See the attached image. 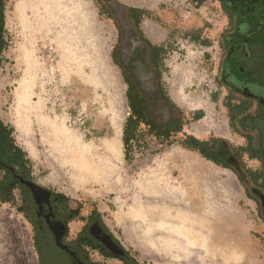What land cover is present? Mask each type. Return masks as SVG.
I'll return each mask as SVG.
<instances>
[{"label":"rangeland","instance_id":"374dc122","mask_svg":"<svg viewBox=\"0 0 264 264\" xmlns=\"http://www.w3.org/2000/svg\"><path fill=\"white\" fill-rule=\"evenodd\" d=\"M121 1L149 10V16L145 17L141 24L149 39L164 47L165 66L161 69L162 79L175 93L181 95L184 101L186 100L189 107L202 105L200 110L204 116L199 120L206 119L211 122L209 127H201V121L197 120L190 130L197 135L206 136L210 131L216 132V129L228 127L224 114L226 107L222 102L224 93L223 89H220L217 72L223 53L219 45L220 40L225 37L223 31L230 29L232 24H227L228 15L220 1L198 0L199 4L195 3L196 0ZM22 2L23 0H5L6 46L0 63V120L13 129L16 141L19 140L20 134L34 136L36 160L34 164L29 160V165L31 174L36 172L37 176H34L39 177L50 171V165L58 157L55 153L66 156V151L69 150L68 140L74 137V149L78 152L91 148L103 141V138H99L100 135L107 130L111 133L110 130H114L113 125L121 120L122 115H116L114 112L115 97L121 96L124 91L119 72L111 61V51H114L116 46L122 65L135 75L141 88L151 95H155L157 88L155 71L147 65L149 62L143 59L146 44L140 39L131 20L122 16L120 7L114 2L107 0L110 8L117 10L118 25L122 29H71L74 10L70 8L72 4L69 6L65 0H41L28 10L24 18L18 10ZM98 3L95 2L94 5L90 2L92 9H95ZM36 6L41 7L38 10ZM53 13L59 27L63 19V29H54L53 25L51 27ZM102 14L104 17L103 11ZM28 19L34 21L32 28L26 25ZM75 23L80 26L79 21ZM251 31L252 34L246 37L248 43L262 44L264 29ZM28 63H31V66ZM175 71L180 73L179 78H175ZM154 112L162 119H167L169 114L167 106L160 102L154 106ZM56 124L58 126H55ZM43 126H47L46 129L54 126L55 134H58L55 135V140L52 139L50 146L44 145L43 131L46 129ZM227 136L235 145L247 143L245 139L236 137L231 132H228ZM179 138L178 134L174 135L171 142ZM171 142L149 133L146 126L142 125L129 159L161 151ZM111 149L116 153L115 147ZM90 154L96 156L92 151ZM62 159L67 161L70 158ZM243 159L252 167H259V164L250 160L245 153ZM99 161L100 159L96 158V166L103 165ZM84 167L81 163H75L72 164L71 170L79 175H82V172L89 174ZM226 176L223 175L224 178ZM235 183L242 191V186H239L237 181ZM21 205L20 190L15 191L13 200L0 201V264H37V257L39 259L34 247V227L31 223V228L27 226L25 214L18 210ZM247 207L258 222H263L261 216L264 211L260 206L252 202ZM114 231L117 232L116 229ZM252 235L259 236L253 231ZM262 244L264 245V241ZM144 254L150 255L146 250ZM262 254L261 258L264 259V250ZM249 264L259 263L251 261Z\"/></svg>","mask_w":264,"mask_h":264},{"label":"crops","instance_id":"0c3cea01","mask_svg":"<svg viewBox=\"0 0 264 264\" xmlns=\"http://www.w3.org/2000/svg\"><path fill=\"white\" fill-rule=\"evenodd\" d=\"M66 2L69 3V6L71 3L70 7L74 10L73 15L71 14V23L73 21L71 29H122L118 25L117 10L111 8L114 16L103 12L105 14L103 17L102 7L97 0H66ZM90 2L94 5L96 2L98 6L92 9ZM112 2L120 7L122 16L125 14L124 16H127L128 20L131 19L127 15L124 5L142 8L149 12L145 7L129 5L121 0ZM195 3L198 4L197 1ZM53 14L51 15V27L53 25L54 29H63V19L59 27L56 15L53 16ZM148 16L149 14L144 15L142 20ZM227 18V24H229V17L227 16ZM74 21H79L80 26H76ZM133 27L136 29L134 25ZM140 28L143 30L142 24ZM228 30L223 31L225 37L220 40L219 44L223 53L218 64L217 75L221 84L220 89H223L224 93L222 102L226 107L224 114L229 130L232 135L245 139L232 127L230 109L226 105L228 98L233 96L232 90L221 79L226 58L231 51ZM143 33L149 39L144 31ZM139 37L142 40L140 34ZM152 43L163 47L161 44ZM113 52L111 51V61L117 68L124 85L122 95L115 97L114 100L115 114L122 115L121 120L117 122L119 124L113 125L114 130H110L111 133L107 130L100 135L99 138H103V141L98 145L82 149V155H79L80 151L74 149L75 141L68 140L69 150L66 151V156L63 157L59 153H55V156L58 157L50 165L49 172L39 177L34 176H37L36 172L31 174V181L62 192L82 204L81 216L69 223L71 232L69 239L76 238L89 222L91 214L97 211L102 222L119 242L122 249L129 252L141 264H192L193 261L197 264H226L229 259H233L231 261L234 262L240 258H243L244 264H249L251 261L264 264V259L261 258L264 250L262 244L264 241V220L258 222L250 208L247 207L254 202L264 211L260 201L250 196L232 166L218 164L205 157L200 150L188 148L185 145L188 135H194L200 139L218 137L231 140L227 135L215 131H210L206 136H200L190 130L192 124L199 120L193 115L196 110L202 108V105L189 107L181 95L182 101L180 102L177 100V93L162 79L169 96L184 114L182 130L174 134H178L180 138L171 142L161 151L150 152L140 158L129 159L126 157L123 137L125 124L127 118L132 114V109L127 94L128 84L125 81L122 68L114 60ZM164 54L165 52H163ZM162 64L165 66L163 60ZM179 77L180 73L175 71V78ZM164 105L167 106L169 113L167 119H163L166 122L174 109L167 103ZM49 128L43 131V141H46L44 145L50 146L49 143L56 138L53 136L56 131L52 126ZM21 135L16 142L26 152V157L34 164L36 157L34 156L33 137ZM111 147L117 149L116 153L112 151ZM91 151L96 156H92ZM245 154L260 166L259 158L250 157L248 152ZM62 158L70 159L64 161ZM96 158H99L103 165L96 166ZM75 163L83 164L90 173L82 175L74 173L71 166ZM247 165L252 167V165ZM223 175L227 176L224 178ZM235 181L239 186H242V191L236 187ZM17 190L20 189L15 191ZM261 217L264 219V214ZM25 221L31 228L30 221L26 218ZM252 231L259 236H253ZM198 237L200 239L197 240ZM206 245L208 249H206ZM145 250L150 255L145 256ZM219 252L222 254L220 255ZM91 254L95 260L105 264H124L121 259L105 257L98 250H93ZM136 254L139 256L137 257ZM37 264H39L38 257Z\"/></svg>","mask_w":264,"mask_h":264},{"label":"trees","instance_id":"16d2710c","mask_svg":"<svg viewBox=\"0 0 264 264\" xmlns=\"http://www.w3.org/2000/svg\"><path fill=\"white\" fill-rule=\"evenodd\" d=\"M97 1L101 3L103 12L112 17L114 16L107 0ZM111 1L116 2L117 0ZM124 7L146 44L147 49L143 54V59L147 60L149 62L147 65L155 71L157 88L155 95H151L141 88L133 73L122 65L116 46L113 52L114 60L123 70L125 81L128 84L127 94L132 109V114L127 118L125 124L123 137L126 157L130 158L134 144L138 141L142 125L146 126L149 133L171 142L174 134L182 130L184 114L169 96L162 81L163 47L153 44L145 37L143 30L140 28L143 16L148 15L149 12L142 8L126 5ZM262 40V44L253 42L249 44L252 49L263 52L260 59L263 61L262 67L264 68V35ZM5 46L6 43L2 42V49H0L3 50ZM1 61L2 57H0V63ZM259 78L264 81V73L260 74ZM234 99V96L228 98L226 105L230 109L232 127L245 137L246 145L238 146L227 139L218 137L200 139L194 135L187 136L185 145L188 148L200 150L205 157L224 166H231L224 159L226 155H231L246 168L247 163L243 159L245 152H248L250 157L259 158L264 165V107L260 106L257 100L244 98L240 103H237ZM159 102L162 104L167 103L174 109L166 122L154 112V106ZM193 116L200 119L204 116V113L199 110ZM26 155V152L17 144L13 136V129L0 120V158H3L6 163V165H0V171L6 170L5 166H8L4 179H0V201L9 202L15 198L16 189L22 191V205L18 207V210L25 214V217L34 227V240L39 256V264H105L93 258L91 254L93 250L100 251L105 257L119 258L124 264H141L129 252L122 249L119 242L116 241L102 222L97 211L91 214L89 222L78 236L69 239V223L81 216L82 204L62 192H57L35 182H33L32 187L18 179L16 177L18 172L27 180L32 179L30 161ZM17 168H20V171ZM234 170L244 185L243 175L236 169ZM261 193L264 195V191H261ZM250 196L260 201L251 193ZM93 220H99L102 223L113 241L123 250V254L113 253L90 231Z\"/></svg>","mask_w":264,"mask_h":264},{"label":"flooded vegetation","instance_id":"af4514ba","mask_svg":"<svg viewBox=\"0 0 264 264\" xmlns=\"http://www.w3.org/2000/svg\"><path fill=\"white\" fill-rule=\"evenodd\" d=\"M219 1L227 12L229 24H232V27L228 30L231 51L226 58L221 79L232 90V95L237 103L247 98L257 100L259 105L264 107V81L259 78V75L264 73L263 61L260 59L263 52L252 49L247 41L248 38H246L248 34H252L251 30L264 29V0ZM4 26L5 0H0V48L2 42H5ZM1 49L0 57H2L4 50ZM154 78L156 83V76ZM225 157V161L243 175L246 191H250L254 197L259 198L262 201L261 207L264 209V195L261 193V191H264V165L262 162L258 168L246 165V168H248L246 169L235 157L231 155H226ZM0 165H6L3 158H0ZM5 168L7 170L8 166H5ZM17 169L20 171V168ZM6 170L0 171L1 180L4 179L7 173ZM16 177L21 181L22 179L27 180L20 172L16 174ZM93 224H98L100 236L109 234L99 220H93L91 225Z\"/></svg>","mask_w":264,"mask_h":264},{"label":"bare ground","instance_id":"6f19581e","mask_svg":"<svg viewBox=\"0 0 264 264\" xmlns=\"http://www.w3.org/2000/svg\"><path fill=\"white\" fill-rule=\"evenodd\" d=\"M41 0H23V2L22 3H20V5H19V9L18 10H20V12H21V14L23 15V17L25 18L26 16H27V12H28V10L31 8V7H35V5H37L39 2H40ZM66 1V0H65ZM40 5V4H39ZM17 6V5H16ZM18 7V6H17ZM37 7V6H36ZM40 7L41 6H39V7H37V8H39L40 9ZM71 8V7H70ZM18 14V13H17ZM13 16V15H12ZM18 17H20V16H18ZM22 17V16H21ZM22 17V18H23ZM12 20V19H11ZM26 20V19H25ZM24 20V21H25ZM9 21H10V19H9ZM18 21V20H17ZM11 22V21H10ZM19 22H20V20H19ZM22 22V21H21ZM47 22V21H46ZM64 24H65V22H64ZM26 25H27V27L30 25V28H32L33 26H34V21H29V19L27 20V22H26ZM33 30H34V28H33ZM70 31V30H69ZM32 34V33H31ZM31 36V35H30ZM27 37V36H26ZM33 38V37H32ZM30 39V38H29ZM33 43V42H32ZM34 44V43H33ZM31 52V51H30ZM33 52V51H32ZM26 55H27V52H26ZM30 55V54H29ZM33 55V54H32ZM33 57H35V55L33 56ZM28 58V57H27ZM34 60V59H33ZM28 62V61H27ZM27 62H26V65H27ZM30 62V61H29ZM36 62V61H35ZM29 64V63H28ZM31 64V63H30ZM29 64V65H30ZM31 66V65H30ZM29 68V67H28ZM32 74V73H31ZM30 74V75H31ZM34 76V75H33ZM33 76H31V77H33ZM32 80V79H31ZM27 83V82H26ZM22 84V83H21ZM29 84V83H28ZM20 85V84H19ZM22 87H23V85H22ZM34 89V88H33ZM27 90V89H26ZM31 91H32V89H31ZM17 92H18V90H17ZM29 93V92H28ZM27 93V94H28ZM15 94V93H14ZM31 95H33L32 93H31ZM20 98V97H19ZM18 98V99H19ZM177 100H179L180 102L182 101V98L177 94ZM30 103V102H29ZM43 103V102H42ZM24 104V103H23ZM44 106V105H43ZM39 110V109H38ZM115 110V109H114ZM47 113V112H46ZM114 113V112H113ZM23 114V113H22ZM51 114V113H50ZM52 115V114H51ZM117 115V114H116ZM23 116H25V115H23ZM31 116V115H30ZM52 118V117H51ZM22 119V118H21ZM29 119V118H28ZM41 119V118H40ZM114 119V118H113ZM41 120H43V119H41ZM55 121V120H54ZM199 121H201V127H209V125L211 124V122L209 121V120H206V119H203V120H199ZM30 122H31V120H30ZM118 122V121H117ZM57 123V122H56ZM15 124H17V123H15ZM39 124V123H38ZM117 124H119V123H117ZM55 126H58V124H56ZM60 126V125H59ZM224 126V125H223ZM20 127V126H19ZM44 127V126H43ZM47 127V126H46ZM46 127H44L45 129H46ZM54 127V126H53ZM119 127V126H118ZM59 128V127H58ZM65 128V127H64ZM42 129V128H41ZM69 129V128H68ZM29 130V129H28ZM27 131V130H26ZM216 132L217 133H221L222 135H224V134H227L228 135V132H231L230 130H229V128L227 127V126H224L223 128H220V129H216ZM28 134V133H27ZM54 134V133H53ZM57 134V133H56ZM55 134V135H56ZM29 135V134H28ZM27 135V136H28ZM55 135H53V136H55ZM58 135V134H57ZM22 136V135H21ZM20 136V137H21ZM29 137H31V136H29ZM34 137V136H33ZM42 137V136H41ZM50 137V136H49ZM73 137V136H72ZM48 138V137H47ZM53 138V137H52ZM74 138V137H73ZM72 138V139H73ZM76 138V137H75ZM80 138V137H79ZM49 139V138H48ZM60 139V138H59ZM68 139V138H67ZM57 141V140H56ZM60 141V140H59ZM66 141V140H65ZM70 141V140H69ZM73 141H74V139H73ZM46 142V141H45ZM53 142V141H52ZM51 143V142H50ZM49 143V144H50ZM60 143H62V142H60ZM64 143V142H63ZM62 143V144H63ZM74 143H76V142H74ZM77 143H79V142H77ZM31 144V143H30ZM47 144H48V142H47ZM53 144H55V143H53ZM68 144V143H67ZM46 145V144H45ZM59 145H61V144H59ZM31 146V145H30ZM64 146V145H63ZM83 146V145H82ZM67 147V146H66ZM63 148V147H62ZM60 149V148H59ZM88 150V149H87ZM59 151H61V150H59ZM64 152V151H63ZM80 152H81V150H80ZM64 153H66V152H64ZM166 155V154H165ZM81 158V157H80ZM82 159V158H81ZM82 160H84V159H82ZM88 161V160H87ZM98 161V160H97ZM162 161V160H161ZM100 162V161H99ZM91 164V163H90ZM184 164V163H183ZM101 165V164H100ZM99 165V166H100ZM191 166V165H190ZM82 169V168H81ZM86 169V168H85ZM80 170V169H79ZM75 171V170H74ZM81 171H83V169L81 170ZM75 172H77V171H75ZM79 174V173H78ZM82 174H83V172H82ZM167 177H169V176H167ZM176 178V177H175ZM168 180V179H167ZM174 180H176V179H174ZM180 186V185H179ZM172 188H174V187H172ZM236 193V192H235ZM198 194V193H197ZM196 194V195H197ZM231 195V194H230ZM233 198V197H232ZM177 199V198H176ZM229 199V198H228ZM231 199V198H230ZM174 201H175V199H174ZM174 223V222H173ZM224 226V225H223ZM223 228V227H222ZM176 231V230H175ZM178 231V230H177ZM197 231V230H196ZM200 231V230H199ZM187 232V231H186ZM189 232V231H188ZM175 234V233H174ZM204 235V234H203ZM206 235V234H205ZM208 235V234H207ZM169 235H167V237H168ZM170 237V236H169ZM181 237V236H180ZM201 237V236H200ZM203 237V236H202ZM166 238V237H165ZM205 238V237H204ZM198 239H200L199 237L197 238V240ZM209 239V238H208ZM191 240V239H190ZM205 240V239H204ZM174 241H176V240H174ZM183 241V240H182ZM207 241V240H206ZM210 241V240H209ZM213 241V240H212ZM179 242V241H178ZM193 242H194V240H193ZM211 242V241H210ZM243 242V241H242ZM180 243V242H179ZM178 243V244H179ZM213 244H215L214 242H212ZM176 244H177V242H176ZM181 244V243H180ZM199 244H200V242H199ZM217 244V243H216ZM224 244V243H223ZM182 245V244H181ZM194 245H196V244H194ZM212 245V244H211ZM218 245V244H217ZM225 245H227V244H225ZM180 246V245H179ZM214 246V245H213ZM220 246V245H219ZM233 246V245H232ZM241 246V245H240ZM205 247V246H204ZM208 246L206 245V249H208L207 248ZM221 247V246H220ZM231 247V246H230ZM237 247V246H236ZM188 249V248H187ZM186 249V250H187ZM221 249V248H220ZM219 249V250H220ZM223 249V248H222ZM230 249V248H229ZM235 249V248H234ZM242 249V248H241ZM237 250V249H236ZM251 250H252V247H251ZM222 251V250H221ZM176 252V251H175ZM186 252V251H185ZM192 252V251H191ZM213 252V251H212ZM212 252H211V254H212ZM222 252H224V251H222ZM226 252H228V251H226ZM244 252H246V251H244ZM181 253V252H180ZM207 253V252H206ZM208 253H209V251H208ZM238 253V252H237ZM219 254H220V252H219ZM222 254V253H221ZM220 254V255H221ZM230 254V253H229ZM184 255V254H183ZM245 255V254H244ZM226 256V255H225ZM188 257V256H187ZM190 257V256H189ZM182 258V257H181ZM223 258V257H222ZM230 258V257H229ZM234 258V257H233ZM188 259V258H187ZM235 260H236V258H234ZM243 259V258H242ZM241 258L239 259V260H236V261H234V262H232L231 260H233V259H229V261L226 263V264H244L245 263V261H243ZM228 260V259H227ZM187 261V260H186ZM224 261H226V260H224ZM190 262V261H189ZM192 264H197V262H195V261H193V263ZM215 264H221V263H215ZM225 264V263H224Z\"/></svg>","mask_w":264,"mask_h":264},{"label":"water","instance_id":"95a60500","mask_svg":"<svg viewBox=\"0 0 264 264\" xmlns=\"http://www.w3.org/2000/svg\"><path fill=\"white\" fill-rule=\"evenodd\" d=\"M22 181L33 187L34 183L31 180L22 179ZM98 224H93L90 226V231L98 237L113 253L123 254V250L113 241L112 237L109 234L100 236V230L98 229Z\"/></svg>","mask_w":264,"mask_h":264}]
</instances>
